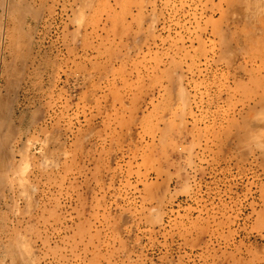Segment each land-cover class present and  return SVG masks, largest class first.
<instances>
[{
	"label": "rangeland",
	"instance_id": "rangeland-1",
	"mask_svg": "<svg viewBox=\"0 0 264 264\" xmlns=\"http://www.w3.org/2000/svg\"><path fill=\"white\" fill-rule=\"evenodd\" d=\"M0 264H264V0H0Z\"/></svg>",
	"mask_w": 264,
	"mask_h": 264
},
{
	"label": "bare ground",
	"instance_id": "bare-ground-1",
	"mask_svg": "<svg viewBox=\"0 0 264 264\" xmlns=\"http://www.w3.org/2000/svg\"><path fill=\"white\" fill-rule=\"evenodd\" d=\"M262 1H263V0H262ZM260 4H263V3H260ZM248 5H249V4H248ZM257 5H258V4H257ZM258 6H259V5H258ZM262 6H263V5H262ZM259 9H261V10H262L263 8H260V6H259ZM259 11H260V10H259ZM261 12H262V11H261ZM258 13H259V12H258Z\"/></svg>",
	"mask_w": 264,
	"mask_h": 264
}]
</instances>
